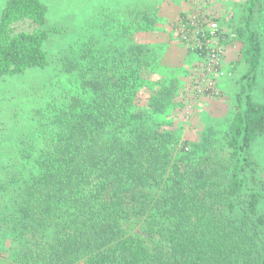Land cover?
Listing matches in <instances>:
<instances>
[{
    "label": "trees",
    "instance_id": "1",
    "mask_svg": "<svg viewBox=\"0 0 264 264\" xmlns=\"http://www.w3.org/2000/svg\"><path fill=\"white\" fill-rule=\"evenodd\" d=\"M264 0H242L225 36L237 54L236 113L225 134L229 156L192 144L175 154L176 134L161 120L167 88L152 48L130 27L115 49L85 48L65 68L79 73L72 95L50 106L25 148L29 173L10 175L0 227L16 233L14 264H264V182L253 144L264 135V103L253 90L263 56L255 28ZM42 0H8L0 16V79L49 64ZM28 22L32 28L17 29ZM149 22H154L149 18ZM96 52L99 54H96ZM112 53V54H111Z\"/></svg>",
    "mask_w": 264,
    "mask_h": 264
},
{
    "label": "rangeland",
    "instance_id": "2",
    "mask_svg": "<svg viewBox=\"0 0 264 264\" xmlns=\"http://www.w3.org/2000/svg\"><path fill=\"white\" fill-rule=\"evenodd\" d=\"M8 0H0V16ZM48 8L47 27L58 28L44 43L49 64L45 68H30L24 73L0 79V185L10 175L33 170V156L23 159L25 148L44 145L39 126L50 106L64 102L78 82L79 73L65 68L66 59L77 62L85 48L92 46L100 54L115 49L118 39L125 40L130 27L142 28L133 37L153 50L160 64L164 88H167L166 114L161 120L176 134L173 144L175 154L188 155L192 144L207 143L215 154L227 157L230 151L225 134L236 113L237 80L245 70L241 63L234 70L236 53H226V75L218 95L203 99L195 111L186 113L183 93L188 88L191 70L197 55L182 36L180 24L194 11H201L206 24L218 22L231 28L238 15L237 3L242 0H42ZM153 18L154 22H149ZM28 22L19 23L17 29H31ZM255 28L262 38L263 56L258 82L253 90L254 100L264 103V5L259 8ZM96 52V54H98ZM112 54V53H111ZM99 55V54H98ZM253 154L258 162L257 179L264 182V135L253 144ZM11 208L10 196L0 191V220ZM260 208L264 212V199ZM20 249L16 233L6 225L0 227V264H14Z\"/></svg>",
    "mask_w": 264,
    "mask_h": 264
},
{
    "label": "built area",
    "instance_id": "3",
    "mask_svg": "<svg viewBox=\"0 0 264 264\" xmlns=\"http://www.w3.org/2000/svg\"><path fill=\"white\" fill-rule=\"evenodd\" d=\"M182 36L190 43L197 55V62L191 70L188 88L183 93L186 113L195 111L203 99L219 94L220 84L226 75L225 36L231 28L222 27L218 22H205L201 11H194L180 24Z\"/></svg>",
    "mask_w": 264,
    "mask_h": 264
}]
</instances>
